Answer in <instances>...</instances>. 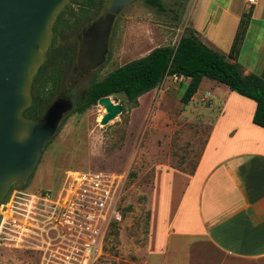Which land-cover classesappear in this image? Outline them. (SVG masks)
<instances>
[{
  "label": "rangeland",
  "instance_id": "374dc122",
  "mask_svg": "<svg viewBox=\"0 0 264 264\" xmlns=\"http://www.w3.org/2000/svg\"><path fill=\"white\" fill-rule=\"evenodd\" d=\"M105 2L97 15L93 14L91 19L85 18L81 22L77 21V17L84 1L69 2V7L63 13L66 24L60 26L56 46L73 47L78 51L79 36L101 14ZM163 2L165 11L149 5L145 0L130 2L116 17L106 62L84 76L75 73L74 65L67 63L62 85L52 88L49 82L44 89L46 97L42 105L46 106L55 90V97L59 94L68 95L76 101L77 107L83 103L87 88L94 80L102 79L115 68L147 55L155 47L176 45L186 28L195 31L201 39L204 38L212 47L223 52L224 48H219L217 43L220 39L215 37V28V33L211 30L215 25L229 26L230 16L243 0H233L232 3L230 0ZM249 9L254 11V6L247 2L245 11ZM203 25L206 26V32L202 29ZM253 26L242 49L240 62L262 73L264 50L259 48L258 31H255V28H259V22H254ZM63 63L59 59L57 67L59 64L63 67ZM188 81L184 76H167L158 87L142 95L135 107L129 105L124 94L111 96L114 102L124 106V110L106 125L101 124L106 113L104 105L97 103L83 112L74 109L47 144L26 183L15 185L14 188L31 191L55 189L66 172L71 170H107L125 174L120 207L123 219L111 225L105 254L98 264H202V245L198 236L168 235L172 227L179 223L178 219L188 215L189 209L183 202L188 194L184 178L171 183L165 181V205L160 213L159 210L156 213L154 230L151 231L154 177L160 168L174 167L193 173L202 157L212 124L222 109H226V104L230 102L226 111L233 115L240 108L241 101L239 105V93L227 85L204 77L195 98L184 104L181 96ZM243 109L247 108L244 106ZM222 127L229 125L224 124ZM218 258L217 264H264V261L225 254H220ZM0 263L40 262L29 251L4 247L0 251Z\"/></svg>",
  "mask_w": 264,
  "mask_h": 264
},
{
  "label": "crops",
  "instance_id": "0c3cea01",
  "mask_svg": "<svg viewBox=\"0 0 264 264\" xmlns=\"http://www.w3.org/2000/svg\"><path fill=\"white\" fill-rule=\"evenodd\" d=\"M247 2L243 0L233 13L228 10L232 13L229 26L215 25L211 30L220 39L217 43L219 48H224L223 52L212 47L204 38L202 40L227 56ZM248 4L254 6V11L242 49L253 30V23L257 21L258 45L264 50V0ZM202 27L205 31L206 26ZM240 55L232 61L240 63L245 74L261 75L264 72V69L258 73L244 66ZM238 98L237 102L240 105L241 101L242 107L230 115L226 111L229 102L212 124L202 157L193 173L174 167L160 168L154 177L151 231L154 230L156 213L158 210L160 213L165 205V181L171 183L184 178L188 194L183 202L189 209L188 215L179 218V223L172 227L168 235L198 236L202 245V258H199L202 264H217L220 254L264 261V128L253 122L256 102L241 94ZM244 106L247 109L244 110ZM224 124L229 127H222ZM231 127L232 130L228 131Z\"/></svg>",
  "mask_w": 264,
  "mask_h": 264
},
{
  "label": "water",
  "instance_id": "95a60500",
  "mask_svg": "<svg viewBox=\"0 0 264 264\" xmlns=\"http://www.w3.org/2000/svg\"><path fill=\"white\" fill-rule=\"evenodd\" d=\"M71 0H0V205L15 184L27 181L65 117L76 109L72 98L59 94L38 119L24 115L33 104L34 77L45 60L55 22ZM133 0H106L101 14L79 36L73 66L86 75L107 60L118 14ZM106 125L123 112L111 96L98 101Z\"/></svg>",
  "mask_w": 264,
  "mask_h": 264
},
{
  "label": "trees",
  "instance_id": "16d2710c",
  "mask_svg": "<svg viewBox=\"0 0 264 264\" xmlns=\"http://www.w3.org/2000/svg\"><path fill=\"white\" fill-rule=\"evenodd\" d=\"M74 1L76 0H71L70 3ZM83 1L81 12L77 17L79 22L85 18L91 19L93 14L97 15L100 6L104 3V0ZM145 1L159 10H166L163 0ZM68 7L69 4L61 11L55 22L53 40L45 53L43 64L34 77L31 89L34 101L24 112L28 118L38 119L44 114L47 105L55 98L54 90L48 98L46 106L42 105L43 98L46 97L44 89L49 82L52 83V88L55 86V88H59L66 73V64L74 65L76 61L78 51L73 47L56 46L58 33L61 32L60 26L64 27L66 24L63 20V13ZM252 16L253 9L242 14L227 56L206 44L195 31L186 28L176 45L155 47L147 55L115 68L102 79L94 80L87 88L84 101L76 107V111L83 112L91 105L97 104L100 98L118 94H124L129 105L135 107L142 95L158 87L167 76H184L189 79L181 96V101L188 104L198 92L203 78L209 77L227 85L231 90L253 99L257 104L253 122L264 128V72L261 75L245 74L243 66L232 61V59H238L240 55ZM59 59L64 61L63 67L61 64L57 67ZM67 117L68 115L65 118ZM25 183L26 181L15 185Z\"/></svg>",
  "mask_w": 264,
  "mask_h": 264
},
{
  "label": "built area",
  "instance_id": "2783aa9c",
  "mask_svg": "<svg viewBox=\"0 0 264 264\" xmlns=\"http://www.w3.org/2000/svg\"><path fill=\"white\" fill-rule=\"evenodd\" d=\"M125 180L107 170H71L55 189L11 188L0 205V251L24 249L39 264H98L111 225L123 219Z\"/></svg>",
  "mask_w": 264,
  "mask_h": 264
},
{
  "label": "flooded vegetation",
  "instance_id": "af4514ba",
  "mask_svg": "<svg viewBox=\"0 0 264 264\" xmlns=\"http://www.w3.org/2000/svg\"><path fill=\"white\" fill-rule=\"evenodd\" d=\"M85 30V29H84ZM79 41H80V39H79ZM81 75H82V73H80ZM83 94H84V92H83ZM64 95V94H63ZM64 96H67V97H70V96H68V95H64ZM85 96V95H84ZM71 98V97H70ZM73 100V99H72ZM74 101V100H73ZM83 101H84V98H83ZM74 103H75V106H76V101H74Z\"/></svg>",
  "mask_w": 264,
  "mask_h": 264
}]
</instances>
